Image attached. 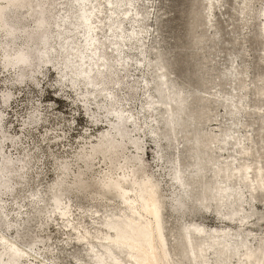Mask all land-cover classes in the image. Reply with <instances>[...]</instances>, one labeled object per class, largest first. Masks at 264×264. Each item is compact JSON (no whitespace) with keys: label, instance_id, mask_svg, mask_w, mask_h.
Segmentation results:
<instances>
[{"label":"rangeland","instance_id":"obj_1","mask_svg":"<svg viewBox=\"0 0 264 264\" xmlns=\"http://www.w3.org/2000/svg\"><path fill=\"white\" fill-rule=\"evenodd\" d=\"M241 1L113 0V3H108L107 0H93L87 7L90 30L97 42V48L81 46L82 53L86 56L84 66L97 68L98 65L105 64L112 72L105 71V83L95 85L96 89L100 88V98L95 101L90 99L93 98L91 94H87L85 104L80 101V91H75L68 84L67 78L60 76L59 67L56 69L52 65L41 64L33 79L27 74L16 79L11 60L5 61L10 66L7 69L0 65V163L4 154L13 160L16 168H20L22 155H31L26 167L30 186L22 193L9 194L0 190V204L4 207L9 222L4 223L0 215V233L15 240L28 253L21 250L8 251V245L2 243V262L14 264L13 258L20 256L19 264H79L75 256L79 254L82 260L88 258L82 250L86 245L82 246V243L76 241L74 231H69L70 228L58 219L59 210L52 211L53 214H42L38 218L34 215L39 205L32 203L31 194L43 193L49 184L56 181L59 171L57 163L61 159H67L72 162L67 170L68 182H73L74 186L83 185L81 192L65 195L64 201L71 208V221L75 224L76 216L83 212V219L77 226L81 230L86 228L93 232L97 225L95 221L100 215L111 210L118 212V203L103 202L94 193L99 190L100 173L113 166H123V163L119 161L115 165L108 164V167L107 160L102 155L97 156L93 163L86 161L87 154L77 156L81 149H87L95 142L99 133L107 130L110 122L117 121L114 118L116 115L122 117L120 127L126 135L138 140L140 149V166L130 157L131 161L123 166V170L128 172L133 168L136 171L134 179L150 176L156 180L158 188L169 200L165 204L164 216L168 228L176 229L180 226L177 231H181L186 240H191L193 236L203 242V251L208 245L211 246L207 248L200 262L194 260L192 264H233L235 260L232 256L235 255L231 253L235 244L241 258L254 250L249 257L254 256L264 261V224L259 222L261 217L264 219V205L251 197L253 193L255 199L258 196L264 197V191L256 195L257 189L253 192L252 182L246 179L238 183L234 190L232 184L226 182L217 192V197L223 203L219 210L214 208L215 200L196 207L187 198L185 188L179 181L182 162L192 160V156L184 148V145L190 146L191 141L177 135L172 140L171 147L165 150L164 156L158 157L157 149L162 148L163 141H160L161 145H156L149 133L150 128L160 125L154 115L155 107L164 108L169 102L181 108L185 105L180 103L175 90L170 89L160 78L156 86L160 89L161 100L155 104L150 96L154 51L161 50L172 54V62L178 65L175 67L176 75L181 78L185 71L202 65L196 67L197 71L188 78V82L196 85L200 103L209 100L210 114L216 117L203 124L201 129L216 137L212 148L217 156V164L226 160L234 167L237 166V159L240 161L242 156L247 157L245 152L249 151L250 138L256 146L252 150L259 154L258 158H253L260 162L259 167L262 165L264 168V97L252 99L248 93L256 92L255 86L264 88V52L253 48V38L257 40V37L249 35L256 26L260 27L262 37L259 38L264 44V21H261L258 14L264 9V0L249 1L252 2L250 18L239 17ZM67 2L71 1L48 0V21L55 25L64 19V33L72 36L81 45L84 31L82 28L70 31L67 21L77 10L74 5L67 6ZM201 5L205 6L206 26L202 34V45L205 49L193 50L188 40L191 31L187 26L193 18L191 11ZM112 10L115 12L112 13ZM9 13L8 27H22L27 31L32 29L35 16L23 21L20 12ZM110 24L112 28L109 27ZM131 31L134 32V44L128 39ZM209 40L216 41L217 47L211 48ZM59 42V39L54 38L52 46H58ZM21 43L22 38L17 36L9 49V55ZM233 43L240 49L237 56L228 53ZM69 46H66L67 50ZM116 48L118 49L115 50ZM88 54H91L90 57ZM70 68L78 70L75 67ZM220 71L228 72L224 76L225 81L227 78L238 80L239 99L234 100L225 95L227 84H218ZM64 72L63 69L62 73ZM27 73H32V70L29 69ZM256 73L262 79L256 80ZM75 77L77 81L81 78L77 74ZM80 83L79 89H85L84 86L88 85ZM88 87L91 89V86ZM100 102L107 105L100 108ZM226 106L234 108L227 119L224 117ZM94 113L97 115L96 122L90 120ZM130 113L135 119L134 124L126 121L123 116ZM31 115L37 116L36 119L29 120ZM166 119L172 123L180 117L177 112H173ZM258 124L263 128L258 129ZM135 151V146L126 145L129 156H133ZM166 158L172 160L167 162ZM213 168L214 165L208 162L205 176L210 188L218 181V178H212ZM119 172L122 170L117 171ZM32 219L40 220L39 224ZM254 241L257 243L254 244ZM218 247L228 252V260L224 258L223 262L216 258L213 250ZM236 258V264L248 262L246 259ZM181 264H190V260L186 259Z\"/></svg>","mask_w":264,"mask_h":264},{"label":"bare ground","instance_id":"obj_2","mask_svg":"<svg viewBox=\"0 0 264 264\" xmlns=\"http://www.w3.org/2000/svg\"><path fill=\"white\" fill-rule=\"evenodd\" d=\"M70 1L67 2V6L72 7L74 5L77 11L70 17L67 23L70 31H75L78 28L83 29L84 35L81 45L77 44L72 36L64 33L63 30L66 28H64V19H61L59 24L57 23L55 25H51L48 21V0H0V65L2 68L7 69L10 66H7L6 64L8 62L5 63V61L11 60V66L15 68L16 79L22 78L26 74L33 79L41 64L52 65L56 69L59 67L61 69L58 70L60 76L63 78L66 77L69 81L68 84L75 91H80V101L85 104L87 102V94H91L93 98L90 99H94L95 101L100 98V88L96 89L95 85L105 83V71L109 73L112 71L105 64L98 65L97 68L84 66L86 62L84 57L86 56L82 53V47L90 46L94 47V49L97 48V42L93 39L90 30V14L88 13L87 7L93 0ZM249 1L242 0L240 2L238 9L239 17H251L249 12H252V2ZM252 1L254 2L255 0ZM107 2L113 3V0H107ZM204 9L205 6L201 5L196 6L191 11L193 18L188 23L187 29L191 31L188 40L193 50L205 49L202 45V39L204 38L202 34L206 26ZM10 11L20 12L23 21L35 16L36 20L33 23L32 29L27 31L22 27H8L7 17ZM114 12L112 10V13ZM258 14L261 17V21H264V9L260 10ZM109 27L112 28V25L110 24ZM133 34V31L128 34V39L131 44H134ZM249 35L257 37V40L253 38V48L263 50L264 52V44L261 38H259L262 37L261 28L256 26L251 30ZM17 36L22 38V43L19 46H15L11 55H9V49L14 44ZM54 38L59 39L58 46H52ZM209 41L211 48L217 47L216 41ZM115 43L117 44L118 42L116 41ZM70 44H73V46L71 47ZM66 46H69L68 50ZM131 47L133 48V46ZM228 50L230 55L235 56L240 52V49L234 43ZM92 52L94 51L92 50ZM154 53L155 61L152 63L153 79L149 86L150 96L154 100V103L157 104L161 100L160 89L156 86L160 78L163 83H167L170 89L175 90L177 97L180 99V103H185V105L181 108L179 105L169 102L165 104L164 108L155 107L154 115L160 125L150 128L149 133L152 135L151 138L156 145L159 146L160 141H163L162 148L157 149L158 157L164 156L165 150L171 147L172 140L177 135H181L186 141H191V145H184V148L190 153L192 160L182 162V172L179 180L185 188L187 198L193 201L197 205L196 207L205 205L209 200H215L214 208L219 210L223 203L217 197V192L222 189L223 184L226 182L232 184L234 190V187L236 188L238 183L246 179L252 182L253 186H251V190L253 192L256 189L257 191L259 189L260 191H264V168L260 165L261 169H259L260 162L254 159L258 158L259 154L252 150V148L256 147L252 139L250 140L249 138V151H246L247 153L245 152L247 157L242 156L240 161L237 159V166L234 167L226 160L219 165L217 164V156L214 154L212 148L216 137L212 133L203 132L201 129L203 124L216 117L210 114L209 100L207 99L200 103L196 93V85L188 82V78L192 77L197 71L196 67H201L202 65L199 64L189 71H185L184 75L181 74L183 76L181 78L177 76L178 74L176 75L175 67L178 65L172 62V54L164 53L161 50L154 51ZM90 55L88 54L89 57ZM181 63L183 64V61ZM70 67H75L78 70H72L73 68ZM29 69L32 70V73L28 74ZM63 69L65 71L64 73H62ZM76 74L82 79L79 78L77 81ZM227 74V71H220L217 77L218 84H227L225 95L237 100L240 97L238 80L227 78L225 81L224 76ZM259 79H262V76L256 73V80ZM80 82L88 84L84 86L86 90L78 88L81 84ZM88 86H91V89ZM254 89L256 92H248L252 99L255 97H264V94H261L264 92V88L255 86ZM106 105L107 103L100 102L98 107L102 108ZM233 109V106L225 107L224 117L226 119ZM173 112H177L180 119L170 123L166 118ZM123 116L131 124L135 123L133 114L130 113L129 115ZM36 117L31 115L29 120L36 119ZM115 117L117 121L113 120L110 122L107 130L99 133L96 136L95 142L87 149H81L77 156L87 154L86 161L93 163L97 156L102 155L107 160L108 167V164L115 165L119 161L123 163V166H127L131 161L130 157H133V161L140 166L138 140L126 135L119 125L122 117L118 115ZM96 119V113L90 116L92 122H96ZM106 121L108 122V120ZM256 126L258 129L263 128L260 124ZM1 129L0 118V131ZM127 144L136 147L133 156H129L126 153ZM30 158L31 155L29 153H24L21 157L22 163L20 168H16L13 160L2 154L0 163V190L9 194L22 193L30 186L31 182L26 175V167ZM244 159L248 161H243ZM165 160L170 162L172 159L166 158ZM208 162L214 165L212 178H218L213 188L209 187V181L205 176ZM71 165L72 162L67 159L59 160L57 163V171H59L55 177V180H57L49 184L43 193H32L31 201L33 204L37 203L39 205L36 210L37 214H34L37 218L41 217L42 214L48 215V213L54 210H59L58 219H61L65 223L64 226L70 228L69 231H74L73 235L76 241L82 243V246L86 245L82 250L88 258L82 260L79 254L75 256V260L79 264H181L186 262V259H189L190 264H192L194 260L200 262L207 248H211L208 245L203 251L201 244L203 242L193 236H191V240H186L184 234L181 231H177L180 226H177L178 228L176 229L168 228L165 224L166 217L164 216L165 204L166 202L169 203V200L168 198L166 199L162 190L158 188L156 180L150 176H142L134 179L136 171L133 168L128 172L124 171L123 166H113V168L107 169L108 172H101L98 181L99 190L95 191V193L93 192L103 202L115 201L118 203V212L111 210L107 214L100 215L95 221L97 225L94 226L93 232L86 228L79 229L77 225L83 219V212H80L76 216L77 219H75L76 223L74 224L70 219V204L64 201L65 195H67L66 193L81 192L83 189V185L76 184L74 186L73 182H68L67 170L70 169ZM136 167L137 165H135ZM249 168L251 170L248 171ZM119 170H122V172L117 173ZM131 170L132 173L130 172ZM246 173H250L251 175L246 176ZM71 179L73 180V178ZM249 185L246 184L245 186L249 188ZM161 196L164 198H161ZM254 196L255 194L253 193L251 195L253 200H257L264 205V197L258 196L255 199ZM0 215L4 223L8 224L7 214L1 204ZM32 220L35 221L34 219ZM39 221H35L36 224H39ZM259 222L264 224V219L261 217ZM190 228L193 230V227L190 226ZM2 243L8 245V251L9 249L10 251L21 250L24 253H28L15 240L6 238V236L0 233V245ZM256 243L254 241V244ZM29 249L32 250V248ZM253 251L245 255L244 258H241V255H238L239 250L237 244H235L232 248L233 253L230 251L231 255H235L232 256L235 260L233 264L238 262L236 257L246 259L248 261L247 264L264 263L260 258L256 259L254 256L249 257ZM213 252L216 258L221 259L223 262L225 261L224 258L229 259V256H227L228 252L223 248H215ZM24 253L20 255L23 256ZM2 254L3 251H0V259ZM19 259L20 256H17L12 261L14 264H19ZM0 264L5 263L0 260ZM226 264L229 263L226 262Z\"/></svg>","mask_w":264,"mask_h":264},{"label":"water","instance_id":"obj_3","mask_svg":"<svg viewBox=\"0 0 264 264\" xmlns=\"http://www.w3.org/2000/svg\"><path fill=\"white\" fill-rule=\"evenodd\" d=\"M260 189L256 192V195L259 193Z\"/></svg>","mask_w":264,"mask_h":264}]
</instances>
